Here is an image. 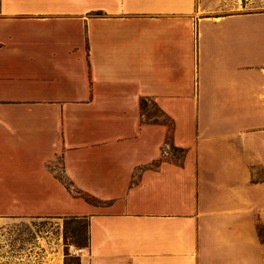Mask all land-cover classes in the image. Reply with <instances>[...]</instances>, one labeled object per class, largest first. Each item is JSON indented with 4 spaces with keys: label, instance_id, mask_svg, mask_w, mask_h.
<instances>
[{
    "label": "crops",
    "instance_id": "0c3cea01",
    "mask_svg": "<svg viewBox=\"0 0 264 264\" xmlns=\"http://www.w3.org/2000/svg\"><path fill=\"white\" fill-rule=\"evenodd\" d=\"M238 4L0 0V264H264V8Z\"/></svg>",
    "mask_w": 264,
    "mask_h": 264
},
{
    "label": "rangeland",
    "instance_id": "374dc122",
    "mask_svg": "<svg viewBox=\"0 0 264 264\" xmlns=\"http://www.w3.org/2000/svg\"><path fill=\"white\" fill-rule=\"evenodd\" d=\"M239 7L246 6L249 8H264V0H239ZM208 8H214L215 6H207ZM146 102L143 101V107L145 108ZM146 109V108H145ZM144 109V110H145ZM158 113L156 107L152 106L148 112L150 113ZM69 221H67L68 223ZM255 225H256V231L261 238L264 235V229L262 225L261 218L258 214H255ZM64 239H66V243L72 242L73 245L78 246L79 248L85 247L86 245V228H85V221L83 219H80L77 225L74 223L72 225L68 224L66 225V228L64 229ZM64 258L67 260V264H75L76 262V256H66L64 253Z\"/></svg>",
    "mask_w": 264,
    "mask_h": 264
},
{
    "label": "built area",
    "instance_id": "2783aa9c",
    "mask_svg": "<svg viewBox=\"0 0 264 264\" xmlns=\"http://www.w3.org/2000/svg\"><path fill=\"white\" fill-rule=\"evenodd\" d=\"M161 153H162V155L166 156V155H168L169 150L167 149V147L162 146ZM68 247H69L68 248L69 249V253H71V254H78L80 252V250H81V248H79L78 246L72 245V244L69 245Z\"/></svg>",
    "mask_w": 264,
    "mask_h": 264
}]
</instances>
